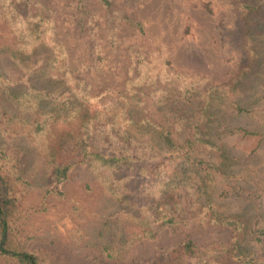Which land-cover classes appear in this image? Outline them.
<instances>
[{"label":"trees","instance_id":"obj_1","mask_svg":"<svg viewBox=\"0 0 264 264\" xmlns=\"http://www.w3.org/2000/svg\"><path fill=\"white\" fill-rule=\"evenodd\" d=\"M93 7L104 13L111 43L119 38L122 24L144 30L138 18L115 8L111 0L72 3L80 23L90 17ZM0 26L3 49L20 69L18 80L0 71V95L15 108L0 126L4 133L31 140L41 156L45 183L39 209L51 200L71 201L77 208L82 198L70 184L74 172L82 169L115 205L105 221L119 227L122 247L103 246L105 256L113 260L137 240L153 239L165 228L194 220L196 213L190 217L186 208L191 195L198 220L207 217L214 225L229 228V242L197 245L186 239L164 259L144 264H264V211L246 215L217 204L226 196L217 192L216 177L235 176L228 165L237 159L238 139L229 136L236 133L247 139L256 133L232 126L241 109L238 99L211 97L217 88L210 86L214 90L201 100L193 78L172 79L163 88L165 93L154 99L143 78L134 77L118 106L108 111L93 104L88 84L69 70L67 49L55 39L54 23L45 14L33 13L27 0H0ZM146 91L161 120H155L151 104L141 98ZM198 147L208 150V158L200 156ZM9 149L0 150V167L6 169L5 174L0 171V257L14 264H42L36 252L14 239L20 220L18 197L5 175L22 187L27 183ZM84 184V190H90L89 182ZM139 185L142 190L136 194Z\"/></svg>","mask_w":264,"mask_h":264},{"label":"rangeland","instance_id":"obj_2","mask_svg":"<svg viewBox=\"0 0 264 264\" xmlns=\"http://www.w3.org/2000/svg\"><path fill=\"white\" fill-rule=\"evenodd\" d=\"M27 1L33 13L45 14L53 21L55 39L67 49L69 70L88 84L96 106L115 109L134 77L143 78L144 87L153 91L154 99L162 91L164 94L163 88L175 78H193L201 100L214 90L210 86L217 88L211 97L238 99L241 109L232 126L256 133L247 139L236 133L229 136L238 139L237 159H231L228 165L235 176L216 177L217 192L226 196L217 204L246 215L264 211V0H111L115 8L135 16L144 26L140 32L122 24L114 43L107 39L108 21L96 7L80 23L72 8L74 0ZM248 5L253 9H245ZM3 32L0 26V34ZM4 46L5 38L0 36V71L18 80L20 69L14 67ZM148 91L141 98L150 105ZM149 110L156 121L161 120L154 103ZM14 111L13 103L0 95V122ZM7 147L27 183L22 187L5 175L18 197L16 216L20 220L14 226L13 237L36 252L42 264H144L164 259L168 251L186 239L207 245L227 243L232 237L229 228L216 226L207 217L198 220L190 195L186 200L191 203L186 208L190 217L196 213L194 220L179 228H165L153 239L137 240L123 248L118 259L111 260L105 256L103 246L120 249L122 236L118 226L105 221L106 213L115 205L102 196L98 184L78 169L70 190L82 198L81 204L73 208L71 201L51 200L39 209L45 183L40 154L31 140L4 133L0 126V150ZM198 149L201 157L208 158L207 149ZM0 171L5 174L6 169L0 167ZM85 182H89L90 190H84ZM140 190L142 185L137 186L136 194ZM0 264L14 263L0 257Z\"/></svg>","mask_w":264,"mask_h":264}]
</instances>
